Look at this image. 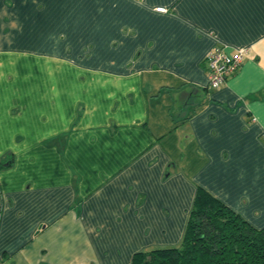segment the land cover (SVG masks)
Returning <instances> with one entry per match:
<instances>
[{
    "label": "crops",
    "instance_id": "obj_1",
    "mask_svg": "<svg viewBox=\"0 0 264 264\" xmlns=\"http://www.w3.org/2000/svg\"><path fill=\"white\" fill-rule=\"evenodd\" d=\"M263 128L264 0H0V260L130 264L198 186L262 227Z\"/></svg>",
    "mask_w": 264,
    "mask_h": 264
},
{
    "label": "trees",
    "instance_id": "obj_2",
    "mask_svg": "<svg viewBox=\"0 0 264 264\" xmlns=\"http://www.w3.org/2000/svg\"><path fill=\"white\" fill-rule=\"evenodd\" d=\"M130 264H264V225L198 186L180 243L136 251Z\"/></svg>",
    "mask_w": 264,
    "mask_h": 264
},
{
    "label": "built area",
    "instance_id": "obj_3",
    "mask_svg": "<svg viewBox=\"0 0 264 264\" xmlns=\"http://www.w3.org/2000/svg\"><path fill=\"white\" fill-rule=\"evenodd\" d=\"M156 10L158 12H166L167 8L159 6ZM245 53L246 48H239L231 53L226 52L224 48L220 46L211 50L206 56L208 87L215 89L221 86L227 76L235 72L239 67ZM0 264L5 263L0 260Z\"/></svg>",
    "mask_w": 264,
    "mask_h": 264
}]
</instances>
